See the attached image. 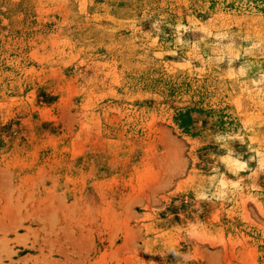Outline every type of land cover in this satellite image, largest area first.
Here are the masks:
<instances>
[{
	"label": "rangeland",
	"instance_id": "obj_1",
	"mask_svg": "<svg viewBox=\"0 0 264 264\" xmlns=\"http://www.w3.org/2000/svg\"><path fill=\"white\" fill-rule=\"evenodd\" d=\"M0 264H264V0H0Z\"/></svg>",
	"mask_w": 264,
	"mask_h": 264
}]
</instances>
